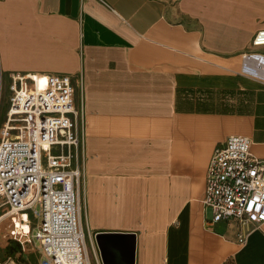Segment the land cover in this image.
Instances as JSON below:
<instances>
[{
    "label": "crops",
    "instance_id": "0c3cea01",
    "mask_svg": "<svg viewBox=\"0 0 264 264\" xmlns=\"http://www.w3.org/2000/svg\"><path fill=\"white\" fill-rule=\"evenodd\" d=\"M262 30L264 0H0V128L11 74L76 76L93 250L130 233L134 264H264V223L239 244L201 202L229 136L264 161V83L240 73L242 54L264 56Z\"/></svg>",
    "mask_w": 264,
    "mask_h": 264
},
{
    "label": "built area",
    "instance_id": "2783aa9c",
    "mask_svg": "<svg viewBox=\"0 0 264 264\" xmlns=\"http://www.w3.org/2000/svg\"><path fill=\"white\" fill-rule=\"evenodd\" d=\"M253 47H264V30ZM240 73L264 83V56L242 54ZM74 75L11 74L0 128V244L23 252L30 243L37 264H89L81 224L82 110ZM250 141L229 136L214 148L205 174L202 206L212 223L234 222L245 242L264 223V161ZM0 264H28L11 260Z\"/></svg>",
    "mask_w": 264,
    "mask_h": 264
},
{
    "label": "water",
    "instance_id": "95a60500",
    "mask_svg": "<svg viewBox=\"0 0 264 264\" xmlns=\"http://www.w3.org/2000/svg\"><path fill=\"white\" fill-rule=\"evenodd\" d=\"M102 264H134V236L99 233L95 237Z\"/></svg>",
    "mask_w": 264,
    "mask_h": 264
},
{
    "label": "rangeland",
    "instance_id": "374dc122",
    "mask_svg": "<svg viewBox=\"0 0 264 264\" xmlns=\"http://www.w3.org/2000/svg\"><path fill=\"white\" fill-rule=\"evenodd\" d=\"M2 94H3V96H0V112H2L1 104L4 101L3 99L5 98V91ZM80 187H81V179H80ZM82 195H83V193H82ZM85 231L88 232L86 225H85ZM86 243H87L86 246H87V250H88L89 264H100L101 258L99 256V252L97 250V247L95 246V242H94L95 250H93L92 245L90 243V240L89 241L87 240ZM0 246H2V245H0ZM24 251H32V246L30 243H28L24 246ZM9 258L11 260H19V261L24 260V257L21 254L20 249H18V247L12 242L8 243L7 245H3V247H0V263L3 261H7ZM36 261H37L36 257L30 258V264H37Z\"/></svg>",
    "mask_w": 264,
    "mask_h": 264
}]
</instances>
